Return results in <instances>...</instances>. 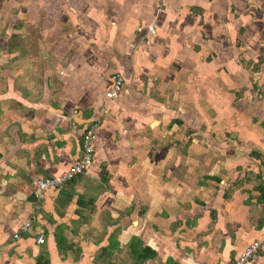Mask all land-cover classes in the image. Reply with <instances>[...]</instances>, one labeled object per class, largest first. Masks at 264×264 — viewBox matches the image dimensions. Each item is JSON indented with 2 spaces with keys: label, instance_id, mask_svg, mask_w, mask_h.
Returning a JSON list of instances; mask_svg holds the SVG:
<instances>
[{
  "label": "crops",
  "instance_id": "0c3cea01",
  "mask_svg": "<svg viewBox=\"0 0 264 264\" xmlns=\"http://www.w3.org/2000/svg\"><path fill=\"white\" fill-rule=\"evenodd\" d=\"M11 1L23 17L44 21L45 31L38 39L29 30L30 44L6 53L13 62L0 75V87H8L0 93V264H36L41 255L49 264H84L86 249L79 257L67 246L66 254L59 252L55 230L62 229L67 240L68 233L75 234V225L97 221L102 208L111 212L114 224L118 204L132 207L134 195L127 177L143 170L155 184L143 185L142 179L133 178L140 200L135 211L143 219L136 216L133 222L135 212L126 215L122 243L129 246L132 237H138L155 251V258L143 264H230L259 237L260 223L255 229L249 221H256L264 204L260 202L256 214L248 210L245 218L242 209L249 206L241 197L238 203L237 194L213 192L210 204L209 191L200 192L196 182L182 186L160 179V170L147 160V150H163L169 140L165 131L179 125L180 116L187 113L179 102L210 94L211 85L221 82L223 69L230 71L225 77L235 83V78L252 83L250 70L264 62V0H164L160 11L155 0H29L27 6L23 0ZM150 24L157 26L156 34L138 32ZM245 61L251 65L246 67ZM115 72L124 76L123 89L117 98L107 100L104 94ZM252 94L263 108L258 92L253 89ZM95 119L100 124L89 174L46 191L38 200L33 180L74 164L82 154L83 129ZM152 119L155 124L168 120L165 127L151 126L149 143L145 133ZM251 137L259 141L256 135ZM103 164L109 175L95 190L92 185ZM185 186L198 190L204 204L194 200L181 210ZM258 194L259 200L264 194L261 190ZM91 208L88 219L78 217ZM237 209L240 215L233 217ZM26 222L31 228L19 232ZM242 227L247 231L240 234ZM38 230L45 232L43 245L36 243ZM228 231H233V242ZM15 233L18 241L12 240ZM126 252L125 261L131 257ZM249 264H264V254Z\"/></svg>",
  "mask_w": 264,
  "mask_h": 264
},
{
  "label": "rangeland",
  "instance_id": "374dc122",
  "mask_svg": "<svg viewBox=\"0 0 264 264\" xmlns=\"http://www.w3.org/2000/svg\"><path fill=\"white\" fill-rule=\"evenodd\" d=\"M23 3L27 6L29 0H23ZM12 5L11 0H0V18H3L4 21L2 23L0 20V75L2 72L4 73L5 69H9L13 62V59L9 60L11 58H8L6 53L9 52L11 55V52L17 50L16 46L19 47L18 51H22L20 48L24 49L30 44L28 40L29 30H31V33H36L38 39L43 36L45 31L44 21L32 22L30 17H23L22 12H19L20 8L17 9L16 6L13 7ZM22 7L25 9L24 6ZM22 7L21 9H23ZM19 15L21 16L20 18ZM18 32L24 38H20V35L16 34ZM244 65L249 67L251 64L246 62ZM256 65L258 68L250 70L252 85L242 84L241 80L236 78V83L233 82L231 78L225 77L229 75L230 71L225 72L226 69H223L221 82L218 79L219 84L211 85V95L206 94L208 98L202 93V95L197 94L194 99L185 98L184 101H180V110L187 112L186 115L179 118L183 121V124L173 125L169 133L165 131L164 135H168L169 140H167V144L162 145L163 150H147V160L153 161L152 168L160 170L159 178L169 184H171L172 180L175 182L179 181L182 186L189 180L196 182V185H199L200 192L209 191L210 195L207 196L206 201L210 204L215 198L213 197L215 192L221 194L227 192L226 194L230 196L237 194V196H234L237 202L240 200L239 197H241V200L244 198L245 204L249 206V209H242L244 218L248 210L251 212L250 214H256L260 204L258 191L264 190V62L260 60ZM224 73L226 74L224 75ZM214 80L217 79L214 78ZM7 89L8 87L1 86L0 93H5ZM201 89V86H197L198 91ZM253 89L258 92L259 101H263V108L255 100V96L252 94ZM181 94L185 95V90H182ZM186 95L189 96L187 92ZM196 108L197 110H195ZM152 115L156 116L157 113ZM153 121L154 119L149 123L150 126L145 133V139H148L146 142L152 141L148 132H152L153 128L151 126L157 124ZM166 121L164 119L162 122L160 121L161 125L167 126ZM160 123L157 125L159 126ZM232 134L235 135L234 138L231 137ZM253 134L257 136L256 138L259 141L253 142L251 139ZM140 139L143 140V138ZM140 147H138L139 150H141ZM229 152L234 154L230 155ZM163 153V159H160ZM236 159L243 163L238 164L234 161ZM157 160H159L158 166L154 165ZM101 168L102 170L99 169L100 172L98 170V177L96 176L98 179L92 185L95 190L100 185V182L105 181L107 175H109L106 165H101ZM131 168L133 169L134 167ZM147 172L144 170L139 173L131 172L132 175L127 177L128 183L126 185H132V194L134 195L132 198L133 202H131L132 207L125 208L118 204L117 206L120 210L117 209L118 216L116 215L117 221L114 224L110 222L112 218L111 212L109 213L108 210L102 208L103 214H100L97 221H85L81 223V226L80 224L78 226L75 225L76 228L72 229L75 234L68 233L69 239L66 240V246L70 253H74L75 256L79 257V254L86 249L87 255L84 264H139L132 256V248L122 244L124 239L123 227L124 224L125 226L128 224L127 222L124 223V220L129 216L130 212H135L133 214V222L137 218L136 216L143 219L140 211H135V208H139L138 203L140 200L137 191L138 181L134 183L133 178L142 179L143 185L145 183L154 185V182L149 183L146 178ZM214 176L216 179L210 178H214ZM223 178H227L226 186L223 185ZM213 180L218 185L212 183ZM229 184H232V186ZM122 187L123 185L120 186V188ZM184 191L186 195L181 197L182 199L179 202L181 210L187 208L188 204L193 203L194 200L197 203L204 204L205 201L201 198L203 195L198 190L195 192L192 186H185ZM224 198H228V196H224ZM239 205L241 206V202L236 207L239 208ZM223 206L227 207V205ZM92 210L93 208L78 217L88 219L92 214L90 213ZM239 215L240 209L233 210V217H238ZM257 219L254 223L251 219L249 221V224L251 225L252 223L255 229H257L256 225L258 222L264 221V207ZM133 226L135 228L137 223H133ZM244 226L246 227V225ZM241 229L240 234L247 231L243 227ZM231 232L233 231H228L230 235L232 234ZM234 237L228 240L233 242ZM74 238L77 240H73ZM250 238H252V235L251 237L247 236V239ZM81 241L82 245L80 244ZM86 241L88 242L87 244L85 243ZM71 242L74 243L72 244ZM141 245L143 247V244ZM126 250H128V254ZM125 252L126 256H131L126 261Z\"/></svg>",
  "mask_w": 264,
  "mask_h": 264
},
{
  "label": "built area",
  "instance_id": "2783aa9c",
  "mask_svg": "<svg viewBox=\"0 0 264 264\" xmlns=\"http://www.w3.org/2000/svg\"><path fill=\"white\" fill-rule=\"evenodd\" d=\"M157 4V10L162 9L161 5L164 0H155ZM147 30L149 34H156L157 26L155 24H150L145 27H140L138 29L139 33ZM110 87L105 91V98L107 100H113L121 93L124 85V76L121 72H115L111 75ZM99 120H92L83 129L81 136L82 143V154L66 170L52 176L36 178L32 182V186L37 192V199L42 200L44 193L52 189H61L69 180L72 178L82 175L89 174L90 169H92L95 162V143L94 139L99 128ZM31 228V222L24 223L19 232L26 233ZM36 243L38 245H43L45 242V232L43 230H38L36 233ZM20 238L18 233L12 236L13 241H18ZM259 254H264V224L259 231V237L253 240L248 246L234 257L230 264H249L250 261Z\"/></svg>",
  "mask_w": 264,
  "mask_h": 264
},
{
  "label": "trees",
  "instance_id": "16d2710c",
  "mask_svg": "<svg viewBox=\"0 0 264 264\" xmlns=\"http://www.w3.org/2000/svg\"><path fill=\"white\" fill-rule=\"evenodd\" d=\"M179 124H182V121L179 120ZM261 192L264 194V190L262 189ZM261 203H264V195L263 197L259 198ZM82 203V201H79ZM263 222L260 223V228L262 227ZM54 238L57 244V248L59 252L64 253L66 251V237L64 235V231L60 228L55 230ZM129 247L132 248V256L136 259L137 263H143L149 259H153L156 256L155 251L150 249L149 247H142L141 242L138 238H133L129 244ZM105 250V249H104ZM36 264H49L48 259L45 256L38 257Z\"/></svg>",
  "mask_w": 264,
  "mask_h": 264
}]
</instances>
